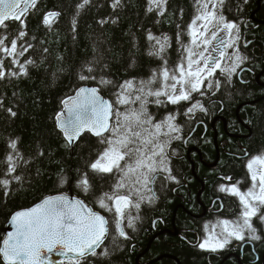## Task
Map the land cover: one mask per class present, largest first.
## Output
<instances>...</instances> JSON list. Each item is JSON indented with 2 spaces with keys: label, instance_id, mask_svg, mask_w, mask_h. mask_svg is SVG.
I'll use <instances>...</instances> for the list:
<instances>
[{
  "label": "snow or ice",
  "instance_id": "snow-or-ice-1",
  "mask_svg": "<svg viewBox=\"0 0 264 264\" xmlns=\"http://www.w3.org/2000/svg\"><path fill=\"white\" fill-rule=\"evenodd\" d=\"M40 3L41 0H0V81L28 78L30 68L39 66L30 54V50L35 51L30 42L35 36H29L28 20L41 11ZM169 3L170 0H146L145 14L154 13L159 24V18L169 11ZM192 3L194 15L190 22L185 28L176 25L175 63L169 60L173 38L148 29L146 54L158 62L157 67L146 77L117 81L109 74L105 51L94 44L93 56L81 61L75 70L80 83L74 94L61 100V110L52 118L62 137L61 147L73 153L81 149L77 153L81 163L74 174L61 167L57 186L74 187L110 215L94 210L86 199L70 198L67 193L47 196L11 216L13 230L0 239L3 264H46L45 253L52 252L67 257L69 264H93L92 258L110 260L122 249L121 238H131L126 229L135 230L141 205L157 199V182L179 183L170 167L171 156L177 154L175 149L169 153L173 141L184 139L187 122L194 120L198 112H209L202 98L215 103L211 98L222 86H230L234 76L251 71L243 67L250 58L241 51L242 46L247 48L252 43L242 38L241 25L246 21L225 15L230 10L226 7L228 0ZM92 4L93 0H79L75 5L70 21L74 41L78 17ZM109 6L117 12L125 7V0H110ZM237 11H243L242 5L238 4ZM61 15L59 11H47L41 24L51 31ZM117 22L118 17L111 16L97 20L101 28ZM42 51L47 53L48 49ZM52 75L56 78V73ZM153 109L161 110L160 114ZM0 111L10 118L17 116L12 107L5 105L3 94ZM181 117L185 123L179 122ZM18 141L19 138L10 139L9 151L0 159L4 166L0 189L5 196L13 191L14 182L22 185L26 179V171L18 169L26 170L32 160L50 154L38 148L33 156L25 158ZM245 155L249 186L242 189L244 180L222 176L224 182L217 188L235 197L240 210L232 219L218 218L204 225L206 235L197 245L202 250L217 252L234 241L241 246L264 241V227L254 223L264 226V153Z\"/></svg>",
  "mask_w": 264,
  "mask_h": 264
},
{
  "label": "trees",
  "instance_id": "trees-1",
  "mask_svg": "<svg viewBox=\"0 0 264 264\" xmlns=\"http://www.w3.org/2000/svg\"><path fill=\"white\" fill-rule=\"evenodd\" d=\"M78 2L79 0H41L38 5L41 11L30 15L28 20L29 36H35V40H30L35 45V51L30 50V54L39 66L30 68L28 78L0 81V94L4 95L5 105L17 112L16 117L10 118L6 112L0 111V159L9 151L8 141L16 138H19L18 148L25 158L33 156L38 148L50 153L32 160L26 170L18 169L21 173L26 171V179L22 185L14 182L13 191L9 195L5 196L0 189V239L7 233V224L16 211L31 208L47 196L67 193L86 199L85 195L74 187L57 186V173L61 167L70 175L74 174V170L81 163L77 154L81 149L73 153L61 147L62 137L57 132L52 118L61 110V100L74 94L75 86L80 83L76 79L75 70L81 61L93 56V45L96 44L105 51L109 74L117 81L130 77L143 78L157 67L158 63L146 54V30L151 29L157 35L167 33L173 38L169 60L175 63L178 57L176 25L180 24L185 28L194 15L192 0H170L169 11L159 18V24L156 23L157 17L154 13L145 14L146 0H125V7L117 12L110 8V0H93V4L78 17L74 41L70 21ZM238 4L242 5L243 11H237ZM226 7L230 9L225 12L229 19H242L250 28H256L249 33V38L254 40L250 49L257 58L258 67L254 70L255 74L263 72L264 0H248L246 4L243 0H228ZM50 10L62 14L51 31L41 24L44 13ZM109 16L118 17V22L106 24L101 28L97 20ZM44 48L48 49L47 53L42 51ZM60 56L63 60L58 59ZM60 69L63 71H58ZM53 73H56V78ZM105 95L107 96V93ZM217 96L215 99L211 98L216 102V108L210 109L202 118L203 126L200 125L198 130H194V122H187L184 132L190 137L187 142L184 140V146L178 152L181 155L172 162L174 174L182 177L181 174L184 173V183L191 184L193 193L191 202L185 203L186 211H179L177 224L186 221L189 211H202V207L197 203V196L202 189L201 183L204 182L207 189V192L202 194L201 201L210 205L208 191L214 192L216 184L221 182L220 177L247 176L241 156L245 153L251 156L264 153V89L255 83V75L249 76L248 84L236 82L234 88L220 91ZM202 99L208 107L209 101ZM153 110L160 114L161 110ZM237 111L242 124L235 117L234 113ZM217 117L226 118L228 127L225 131L223 122L217 125L221 160L217 165L209 167L215 164L217 158L215 131L211 128L213 120ZM228 133L241 138H231ZM199 153L202 154L206 166L200 162ZM3 167L0 165V173ZM194 168L197 178L193 174ZM37 169L40 170L39 175ZM186 197L187 195H184V198ZM169 198L177 201L166 190L161 191L160 204L166 205L167 209H155L149 217L162 218L160 214L163 213L167 217V220H162L166 227H171V214L176 204L167 205L166 200ZM86 202L91 203L97 210L104 211L91 200L86 199ZM189 223L193 229H200L198 220L189 219ZM256 225L262 227L259 222H256ZM157 234L151 223H146L145 226L142 224L135 234L129 233V240L121 238L123 247L115 252L110 260L100 261L92 258L93 264H138L137 259L140 264H176L177 259L181 264H264V241L256 243V254L249 249L243 256L239 250L210 255L194 245L195 236H189L186 243L175 236ZM0 264H3L2 257ZM46 264H69V260L67 257L53 254L46 258Z\"/></svg>",
  "mask_w": 264,
  "mask_h": 264
},
{
  "label": "flooded vegetation",
  "instance_id": "flooded-vegetation-1",
  "mask_svg": "<svg viewBox=\"0 0 264 264\" xmlns=\"http://www.w3.org/2000/svg\"><path fill=\"white\" fill-rule=\"evenodd\" d=\"M241 29H242L243 40L252 41V43L247 48H244L243 46L241 47V51L250 58L249 62L246 63L243 67L245 69L250 68L251 71L250 72L249 71L243 72L241 77L234 76L232 79L231 85L230 86H222L220 91L227 90L228 88L229 89L234 88L236 82L238 84L246 85L249 82V76H254V75H255V83H258L264 89V71L261 73L255 74L254 70L255 71L257 70L258 63H256L257 58L252 54V51L250 49V46H252V44L254 43L253 42L254 40L249 38V33L256 30V28H250L248 26V24L245 23V24L241 25ZM229 51H232V50L230 49ZM221 79H223V78H221ZM241 79H243L246 82L242 83ZM219 92H217L216 97H218L217 95ZM212 98L215 99V96ZM208 104H209L208 105L209 110L210 109L213 110L214 108H216V102L215 103H208ZM234 114H235L236 119L238 120L239 119L238 111L235 112ZM205 115H206L205 113H199V112L196 114L195 119L192 120L194 122V128H193L194 130H198V128H200V125L203 126L202 118H204ZM196 121H198V122H196ZM179 122L184 123V118L181 117ZM219 122L224 123L223 127L225 129V126H226L225 131H227L228 122H227L226 118L217 117L213 120V122L211 124V128L215 131V137H216V135H217V137H219V133L216 129ZM238 122L241 124L240 119ZM207 130H208V128L206 127L205 131L207 132ZM182 135H183L184 139L179 140V141H173L171 149H169L170 154H171L172 149H175L176 153H177L175 156H171L170 167L172 168V174L174 176H176L179 183H176L174 181H163V182L158 181L157 185L154 186V190L156 192L157 199L151 204L143 203L141 205V209L139 211L140 219L136 221V227H135L134 232H131V231H133L132 229H126V231H128V233H134L135 234L137 231H139L142 224L145 226L146 223H147V225L151 223L152 229L154 231L158 232V234H157L158 236L168 234L170 236L178 237L181 241L186 242V243H188L189 236H191V237L195 236L196 239H195L194 245L197 246L198 243L201 242V239L206 235L205 229H204V225L206 223L210 224V223L216 221L218 218L232 219L236 216V214L239 212L240 209L238 207V201L236 200L235 197H231V196H228L224 193H220L217 190L218 185L220 183L224 182L221 180V177H220L221 182L216 184V187L214 188V192L208 191V193H209V204L210 205H205L201 201L202 194L207 192L206 185L203 184L204 183L203 182V183H201L202 189L197 196V203L202 207V211L200 213H198V212H192L191 213L188 210L189 213L187 216H189V217L186 216V221L182 222L180 224H177V219L179 218V211H182V212L186 211L185 203H190L191 202V200H190L191 196H193V193L191 190V184L190 183H188V184L184 183V173L181 174L182 177H178L177 175L174 174L173 166H172V162L177 160L179 155H181V153H178V152L181 150L182 146H184V140L188 141V139L190 137V135L187 136V134H185L184 131H183ZM228 135L231 138L237 137V136L232 135L231 133H228ZM242 138H244V137H242ZM216 153H217V151H216ZM249 156H251V155H249ZM252 156H254V155H252ZM199 157H200V162L202 164H204L205 162L203 160L202 154L199 153ZM219 157H220V155H219ZM217 158H218V153H217ZM217 158H216V162H217ZM240 158L242 159L241 162L244 166V170L247 173V169L245 167V164L248 160V156L244 155V156H241ZM220 160H221V157L219 158V161L217 162V164L220 162ZM233 179L245 181L244 185L242 186V189L247 188L249 186V181L247 180V176H245V175H242L241 178H238L236 176V177H233ZM161 183H163V185H164L163 187H161ZM163 190H166L172 197H175L177 200L176 202H174L171 198L166 200L167 205H172V204L176 203L175 207L172 210V214H171V220H172L171 227H166V224L162 222V220H167V217H165L163 215V213L160 214V216H163L162 218L154 216V217H151L149 219V217L153 213V210L159 208L163 211V210L167 209L166 205L160 204V202H161L160 192ZM184 195H187V197L184 198ZM221 202H223V204H224L223 208H220ZM92 207L94 210L100 211V210H97L96 208H94V206H92ZM195 210L198 211L197 208ZM101 213L104 215H110L109 213H106L104 211H102ZM133 214L135 215L136 213L134 212ZM189 219L198 220L200 222V225H199L200 229L195 230V229H193V227H190ZM154 221H155V224L153 223ZM256 222H258V221H254V223H256ZM262 227H264V226H262ZM256 243L257 242H250V243H245L243 246H241V244L239 242L234 241L232 244L228 245L224 249H221L217 252L205 251V250L200 249L199 247H198V249L202 250L204 252H207L210 255H216L217 253L219 254V253H226V252H230V251H234V250H239V252L243 256L249 249L252 250L254 254H256ZM137 262H138V264H140V261L138 259H137ZM175 262H176V264H181V262L178 259L175 260Z\"/></svg>",
  "mask_w": 264,
  "mask_h": 264
},
{
  "label": "water",
  "instance_id": "water-1",
  "mask_svg": "<svg viewBox=\"0 0 264 264\" xmlns=\"http://www.w3.org/2000/svg\"><path fill=\"white\" fill-rule=\"evenodd\" d=\"M238 117H239V113H238ZM217 120H218V119H217ZM225 123H226V122H225ZM241 124H242V122H241ZM225 128H226V126H225ZM236 138H241V137H236ZM214 141H215L214 143H215V146H216V151H217L218 155H220V149H219V145H218V137H217V135H216ZM219 158H220V157L217 158V162L219 161ZM217 162H216L215 164H213V165H209V167H211V166H215V165L217 164ZM193 173H194V175L196 176L195 168L193 169ZM196 178H197V176H196ZM69 197H70V198H72V197L79 198V197H77V196H72V195H69ZM80 199H82V198H80ZM39 203H40V202H39ZM32 207H33V206H32ZM9 221H10V220H9ZM12 230H13V228H12L11 224L8 222V224H7V232L12 231ZM53 254H56V253H55V252H52V253H45V256H46V258H48V257H50V256L53 255ZM69 255H71V254H69Z\"/></svg>",
  "mask_w": 264,
  "mask_h": 264
},
{
  "label": "bare ground",
  "instance_id": "bare-ground-1",
  "mask_svg": "<svg viewBox=\"0 0 264 264\" xmlns=\"http://www.w3.org/2000/svg\"><path fill=\"white\" fill-rule=\"evenodd\" d=\"M218 157H219V155H218Z\"/></svg>",
  "mask_w": 264,
  "mask_h": 264
},
{
  "label": "rangeland",
  "instance_id": "rangeland-1",
  "mask_svg": "<svg viewBox=\"0 0 264 264\" xmlns=\"http://www.w3.org/2000/svg\"><path fill=\"white\" fill-rule=\"evenodd\" d=\"M227 62V61H226Z\"/></svg>",
  "mask_w": 264,
  "mask_h": 264
}]
</instances>
